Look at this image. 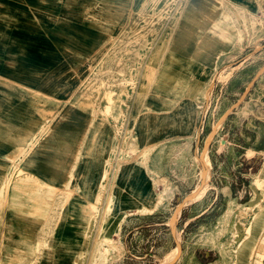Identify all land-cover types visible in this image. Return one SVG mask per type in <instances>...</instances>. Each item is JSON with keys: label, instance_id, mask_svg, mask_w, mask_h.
<instances>
[{"label": "rangeland", "instance_id": "1", "mask_svg": "<svg viewBox=\"0 0 264 264\" xmlns=\"http://www.w3.org/2000/svg\"><path fill=\"white\" fill-rule=\"evenodd\" d=\"M43 2L0 0L5 185L21 177L32 182L24 175L25 158L31 159L32 174L54 176L57 208H68L82 186L81 167L59 184V168L75 161L59 152L67 141L57 133L61 129L84 154L83 172L91 183L81 191L89 205L76 203L80 214L65 218L56 241L46 237L36 254L4 212L0 259L17 256L18 264H44L50 253V264H162L177 255L176 238L182 249L178 264H264V0H56L53 9ZM212 5L217 6L215 20L230 14L220 23L231 41L229 51L222 50L207 76H194L193 92L185 94L187 81L180 89L172 87L177 93L167 92L165 85L167 95L185 99L167 100L171 110L155 114L146 102V92L159 91L151 85L150 57L167 52L177 26L190 19L187 9L197 13ZM82 46L83 53L67 58L69 50ZM240 56L242 65L231 68ZM65 65L70 85L61 73ZM248 79L239 104L236 98ZM23 85L55 96L58 111L37 116ZM231 104L233 116H219ZM35 117L36 145L29 156L35 141L11 161L12 137ZM93 132L91 150L84 153L90 143L84 135ZM202 180L205 190L177 213L174 236L173 211ZM242 251L249 254L243 261L238 259Z\"/></svg>", "mask_w": 264, "mask_h": 264}, {"label": "crops", "instance_id": "2", "mask_svg": "<svg viewBox=\"0 0 264 264\" xmlns=\"http://www.w3.org/2000/svg\"><path fill=\"white\" fill-rule=\"evenodd\" d=\"M46 7L49 9H53L56 5V0H43ZM57 6V5H56ZM216 5H212L209 10L208 8L200 9L197 13L187 9V16L189 21H186L182 24L177 26L174 33L171 35L168 50L167 52L162 55H152L150 57L152 63L149 62V69H151V65L153 70H155V76L153 77V80L151 82L152 87L154 85L158 86L159 91L152 90L153 92L149 91V93L146 92V97L148 102V108L153 106L155 109H153V112L155 114L164 115L166 113L169 107V104L171 100L183 101L185 98H179V97H170L169 93H177L179 90H174L172 87L175 85L176 88L180 89L182 87L183 83L187 81V88H185V94L193 92L192 85H195L198 81L196 80V77L199 76H207L208 72L213 69V62L223 53V49L228 52L229 50L226 49V46H228V42H231L229 39L226 38L223 34L225 33L224 29L220 27V23L223 20H226L230 17V14L228 12H223L219 20H215L216 12L214 11L216 9ZM245 11L249 12L250 10L245 9ZM194 18L201 19L200 22H194ZM223 19V20H222ZM245 19V17H244ZM215 21V22H214ZM249 22V17H248ZM264 25V23H263ZM261 25V26H263ZM231 34V33H227ZM230 36V35H228ZM231 37V36H230ZM242 38V32H239L238 40L240 41ZM86 47V46H85ZM84 46L80 47L78 50H69L67 52V58L68 55L71 60L73 55L80 52L81 50H84ZM225 52V53H226ZM230 53V52H229ZM243 57L240 56V58L237 60L235 64L230 65L231 68L238 67L239 65H242L243 63ZM73 62V61H72ZM61 67V66H60ZM242 67V66H241ZM69 67L67 65L64 66L63 71L61 70V73L64 75V81L65 85H69L71 83V78L68 72ZM148 72L151 74V71L148 70ZM150 74L147 73L148 81L150 80ZM195 80V81H194ZM211 82L213 80L211 79ZM246 85L243 88L241 95L236 98V100H239V104L243 100L245 93L247 92L249 85H250V79L246 81ZM165 85L168 86L169 93L165 90ZM27 92L26 96L28 98L27 102H29L34 110L36 111L37 116H51L54 115V112H57L58 108V99L54 98L55 96L44 93L40 91L37 88L23 85ZM163 86V87H162ZM151 87V88H152ZM197 90V89H195ZM205 90V91H204ZM207 86L204 87L201 92L202 96L207 97L206 91ZM195 92V91H194ZM145 94V92L143 91ZM168 97H167V96ZM179 95V94H176ZM143 100V98L141 99ZM169 100V101H167ZM63 110V106L61 108ZM152 110V109H151ZM8 112V111H7ZM64 112V111H63ZM65 113V112H64ZM235 113L234 105L231 104L227 107L223 108L219 114V116L224 117H230L233 116ZM89 125L95 123V120H87ZM38 121L37 117L31 118L30 120L24 121L23 125L21 126L18 133H15L12 137V141L16 142L15 148L9 153L8 158L12 161L21 151L28 150L30 143L35 141L32 148L27 151V156L30 155L32 152L34 146L36 145V141L39 139L40 134H36V131L38 129ZM60 129V128H59ZM58 134H63L67 141L65 145L59 150L62 157H67L70 159H74V162H69L67 166H63L59 168V174H60V182L59 184L62 185V183L68 178V176L72 175L73 172L75 173V167L80 166L81 169L79 170V183H81V189H88L89 184L91 183L90 180L87 178L84 171V164L85 158L84 154L80 152V150L73 146L72 143L75 142L73 140V137L70 136L69 133H66L63 130H58ZM97 132H93L90 135L85 133V137L89 138V142L85 147L83 152L88 153L91 150V145L95 140ZM54 136V132L51 133L50 137ZM105 143V142H104ZM109 145L105 144V150L106 148L109 149ZM144 148L142 149L143 152ZM108 151V150H107ZM142 158V153H141ZM140 158V161H142ZM31 159L25 158V169L26 173H28L30 176H32L33 181H23L22 177L15 179V181L11 182L9 185H5L6 182H8V169L7 164L5 162L0 161V217L3 215L4 212H6L10 218L12 219L13 223L15 224L16 229L18 232L23 236L24 240L26 241L27 246L30 248V252H33L32 254H36L37 251H40L42 249V245L46 244L45 238L46 237H52L53 241H56V238L59 236V230L62 229L63 220L67 218L68 216H72L80 214L81 209L77 206L76 203L80 202L84 205L88 204V199L84 198L82 196V191L79 189L78 195L71 199V203L68 206V208L62 207V209L57 208V188L58 186L51 181L54 176H35L31 173L29 170V166ZM23 175V176H24ZM63 190H67V187L63 188ZM205 190V186L197 193L196 196L201 194ZM23 194H22V193ZM11 194V195H10ZM26 197L27 200H24L22 202L14 201L18 197ZM101 196V195H100ZM195 196V197H196ZM75 203V204H72ZM186 204L183 205L182 208H180L178 214L180 211H183L185 209ZM77 206V207H76ZM66 210H65V209ZM176 208V207H175ZM207 209V208H205ZM203 210L201 214H203L206 210ZM60 210V211H59ZM65 210V211H64ZM200 214V215H201ZM59 216L61 219L59 220ZM79 218V219H78ZM78 221L80 222L81 218L78 217ZM84 222V221H83ZM36 229L40 231H36ZM243 238V236H242ZM243 242V241H242ZM176 254V253H175ZM51 254L49 253L48 256L45 258L46 263L44 264H50V257ZM176 257V256H175ZM175 257H173L175 259ZM182 257V256H181ZM247 257H249L248 252L244 255V251H242L241 255H238V259L241 261L245 260ZM264 257V254L262 258ZM56 261H60V259L57 257ZM172 261L167 262V264H170ZM0 264H18V257L17 256H10L3 260V257L0 259ZM33 264V263H31ZM38 264V263H37ZM56 264V263H53Z\"/></svg>", "mask_w": 264, "mask_h": 264}, {"label": "water", "instance_id": "3", "mask_svg": "<svg viewBox=\"0 0 264 264\" xmlns=\"http://www.w3.org/2000/svg\"><path fill=\"white\" fill-rule=\"evenodd\" d=\"M237 101L239 103V100H237ZM204 182L205 181L202 180V182L199 185V187L196 188L195 190H193L186 198H184L183 200L179 201L178 204H177V206H176V208L174 209L173 214H172V219L170 221V229H171V232L173 233L174 236H175V234H174V220H175V218L177 216V213L179 212L180 208H182L183 205L188 200L193 199L197 195V193L203 188ZM175 245H176V248H177V255H176L175 259L170 264H178V262L181 259L182 249H181L180 243L178 242V240L176 238H175Z\"/></svg>", "mask_w": 264, "mask_h": 264}, {"label": "bare ground", "instance_id": "4", "mask_svg": "<svg viewBox=\"0 0 264 264\" xmlns=\"http://www.w3.org/2000/svg\"><path fill=\"white\" fill-rule=\"evenodd\" d=\"M263 15V14H262ZM264 18V16H263ZM264 20V19H263ZM81 80V79H80ZM205 91V90H204ZM203 92V91H202ZM204 97V96H203ZM79 110V109H78ZM100 125V124H99ZM206 174V173H205ZM90 185V184H89ZM204 187V186H203ZM89 189V188H88ZM94 198V197H93ZM175 253H177V248H175ZM174 259H171L170 261H173ZM167 263V262H166ZM166 263H162V264H166Z\"/></svg>", "mask_w": 264, "mask_h": 264}]
</instances>
